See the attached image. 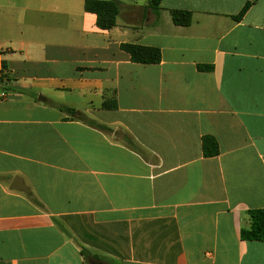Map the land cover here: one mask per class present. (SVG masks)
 Instances as JSON below:
<instances>
[{
  "label": "crops",
  "instance_id": "obj_1",
  "mask_svg": "<svg viewBox=\"0 0 264 264\" xmlns=\"http://www.w3.org/2000/svg\"><path fill=\"white\" fill-rule=\"evenodd\" d=\"M116 1L0 0V264H264V0Z\"/></svg>",
  "mask_w": 264,
  "mask_h": 264
},
{
  "label": "trees",
  "instance_id": "obj_2",
  "mask_svg": "<svg viewBox=\"0 0 264 264\" xmlns=\"http://www.w3.org/2000/svg\"><path fill=\"white\" fill-rule=\"evenodd\" d=\"M151 7L154 11L160 10L159 0H151ZM249 9L247 5L236 19L241 20ZM85 10L88 13L95 14L97 17V26L100 30L108 31L116 27L117 18L120 12V3L116 0H86ZM173 22L178 26H189L192 23V13L189 11H172ZM122 50L130 55L131 61L137 64L151 65L159 64L162 61V52L159 48L148 47L136 44H123ZM202 70L211 71V66H204ZM5 77L0 78V84H4ZM103 109L114 110L117 108L116 102L105 101ZM64 111L73 115L76 119L102 131H111L109 127L97 123L95 120L88 119L85 115L75 109H66ZM130 146L139 151L135 144ZM202 150L207 158L217 157L220 154L218 141L213 136H205L202 139ZM250 227L241 231V238L244 241L264 242V209L251 210L248 212ZM86 256V253L83 252Z\"/></svg>",
  "mask_w": 264,
  "mask_h": 264
},
{
  "label": "built area",
  "instance_id": "obj_3",
  "mask_svg": "<svg viewBox=\"0 0 264 264\" xmlns=\"http://www.w3.org/2000/svg\"><path fill=\"white\" fill-rule=\"evenodd\" d=\"M5 74H6V72H5V69H4V66H3V63H2V61L0 60V78H4L5 77ZM0 98L1 99H5V98H7V95H6V93H1L0 94Z\"/></svg>",
  "mask_w": 264,
  "mask_h": 264
},
{
  "label": "water",
  "instance_id": "obj_4",
  "mask_svg": "<svg viewBox=\"0 0 264 264\" xmlns=\"http://www.w3.org/2000/svg\"><path fill=\"white\" fill-rule=\"evenodd\" d=\"M17 182H19V181L16 180V184L14 185V188H15V189L19 188L18 185H17Z\"/></svg>",
  "mask_w": 264,
  "mask_h": 264
}]
</instances>
